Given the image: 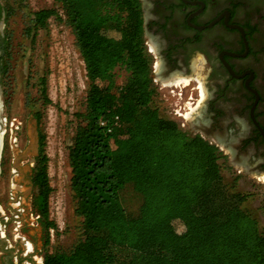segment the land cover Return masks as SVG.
I'll list each match as a JSON object with an SVG mask.
<instances>
[{"label": "trees", "instance_id": "16d2710c", "mask_svg": "<svg viewBox=\"0 0 264 264\" xmlns=\"http://www.w3.org/2000/svg\"><path fill=\"white\" fill-rule=\"evenodd\" d=\"M55 2L61 13L34 11L26 32L34 38L50 17L62 21L86 70L84 110L75 113L68 147L82 235L67 250L45 252L43 264H264V230L246 196L225 181L217 148L152 106L141 1ZM116 68L125 72L121 84L113 83ZM40 93L51 102L44 77ZM38 136L32 204L48 244L56 225L48 213L44 135Z\"/></svg>", "mask_w": 264, "mask_h": 264}, {"label": "flooded vegetation", "instance_id": "af4514ba", "mask_svg": "<svg viewBox=\"0 0 264 264\" xmlns=\"http://www.w3.org/2000/svg\"><path fill=\"white\" fill-rule=\"evenodd\" d=\"M140 1L152 82L180 89L181 108L188 110L179 112L186 132L217 148L232 183L246 176L251 185H264V0ZM10 9L11 0H0V177L7 131L16 121L6 112ZM17 168L33 189L32 176ZM22 197L11 189L0 197V264H43L45 251L37 257L35 236L27 238L23 207L10 208ZM31 219L45 244L41 216L35 212Z\"/></svg>", "mask_w": 264, "mask_h": 264}, {"label": "rangeland", "instance_id": "374dc122", "mask_svg": "<svg viewBox=\"0 0 264 264\" xmlns=\"http://www.w3.org/2000/svg\"><path fill=\"white\" fill-rule=\"evenodd\" d=\"M49 7L59 10L55 0H11L7 22L10 65L6 77V112L16 121L10 126L11 130L7 131L5 158L0 177V197L3 199L9 189L13 196L23 192L21 204L17 206L12 200L10 208L23 207L27 238L30 235L35 236L37 257L44 251L51 252L58 248L67 250L82 235L81 218L75 214V200L70 188L68 147L72 143L78 123L75 113L84 110L86 70L75 47L71 29L62 21L50 17L47 27L38 29L34 38L27 34L26 28L30 24L32 13ZM59 12L61 13L60 10ZM42 77L45 78L47 96L51 101L48 104H44L40 93ZM124 80V70L116 68L113 83L121 84ZM167 85H155L153 82L156 94L152 98V106L158 109L160 116L174 120L180 128L188 131V123L179 116V112L188 111L186 107L181 108L182 104L176 94L180 89ZM181 88L183 93L187 91V87ZM172 89L174 91H171ZM186 105L191 112L195 110L191 104ZM36 114L40 116L39 123L35 118ZM33 122L37 135L38 132L44 135V152L48 158L47 173L52 188L48 198V213L56 228L49 230L48 244H43L39 224L31 225L34 222L31 214L35 215L31 199L36 189H32L28 182L23 181L17 168L21 165L22 172L28 176L33 174L38 145L35 151H26L30 143L29 127L33 126ZM15 125H18V129ZM222 173L225 181L231 183L233 191L246 196L245 206L259 220L260 227L264 230V185H251L252 180L246 176H242L237 185L231 181V172ZM176 227L179 229L180 225L176 224ZM44 234L46 237V231ZM28 247L31 248L30 244Z\"/></svg>", "mask_w": 264, "mask_h": 264}, {"label": "water", "instance_id": "95a60500", "mask_svg": "<svg viewBox=\"0 0 264 264\" xmlns=\"http://www.w3.org/2000/svg\"><path fill=\"white\" fill-rule=\"evenodd\" d=\"M28 134H29V137H30V143H29V146L26 149V151L27 152L35 151V149H36V147L38 145V135H37V131H36L35 122H33V126L29 127Z\"/></svg>", "mask_w": 264, "mask_h": 264}, {"label": "bare ground", "instance_id": "6f19581e", "mask_svg": "<svg viewBox=\"0 0 264 264\" xmlns=\"http://www.w3.org/2000/svg\"><path fill=\"white\" fill-rule=\"evenodd\" d=\"M181 82V81H180ZM179 83V82H178ZM2 132V131H1ZM0 145H1V135H0Z\"/></svg>", "mask_w": 264, "mask_h": 264}, {"label": "built area", "instance_id": "2783aa9c", "mask_svg": "<svg viewBox=\"0 0 264 264\" xmlns=\"http://www.w3.org/2000/svg\"><path fill=\"white\" fill-rule=\"evenodd\" d=\"M101 124H103V122L101 121Z\"/></svg>", "mask_w": 264, "mask_h": 264}]
</instances>
